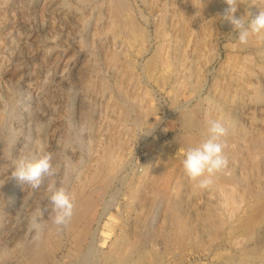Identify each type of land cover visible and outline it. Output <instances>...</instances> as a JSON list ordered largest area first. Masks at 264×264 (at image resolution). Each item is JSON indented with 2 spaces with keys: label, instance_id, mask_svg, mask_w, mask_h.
Returning a JSON list of instances; mask_svg holds the SVG:
<instances>
[{
  "label": "rangeland",
  "instance_id": "obj_1",
  "mask_svg": "<svg viewBox=\"0 0 264 264\" xmlns=\"http://www.w3.org/2000/svg\"><path fill=\"white\" fill-rule=\"evenodd\" d=\"M124 1L128 7L126 11L143 28L147 41L130 44L124 33L115 38L111 36L107 29L111 19L108 12L111 0H0V186L13 184V161L20 157L35 160L46 152L51 153L54 168V174L46 176L39 188L17 182L13 200L0 196V203L4 202L0 205V250H11L16 241L21 243L44 236L51 210L49 188L55 184L69 192L77 184L76 180L84 176L83 170L95 163L92 147L96 144L95 148H100L104 138L120 132L124 143L120 149L123 153L118 177L112 181L111 187L101 188V192L97 191L95 195L99 211L107 204V212L100 221L92 222L91 243L95 249L106 250L124 223L143 214L144 207L140 203L127 207L126 184L134 173L141 172L146 165L157 167L172 159L177 162L176 174L174 172L167 179L170 192L153 195L147 225L143 227L144 233L148 230L153 233L155 244L154 256L148 252L145 254L147 264H264V196L257 203L259 205L252 206L253 198L244 196L234 204L226 201L221 193H211L208 189L193 193L183 184L178 189V202L183 221L194 227V234L177 246L174 243L167 245L162 236L168 224L166 213L170 195L175 194L173 187L183 174L182 160L187 148L182 137L193 133L202 141L206 138L186 121L187 115L207 123L212 114L217 113L219 103L227 108L241 129L248 132L246 135L264 136V92L261 102L250 101L244 94L245 74L240 73L238 67L231 66L235 54L252 56L257 71L251 81L264 91V40L239 44L238 31L223 17L228 7L226 0H199V9L203 4L204 8L196 15L189 10L199 37H203L199 49L190 50L185 65L178 67L176 80L171 78L162 84L157 82L155 75L153 78L146 75V62L155 54L162 33L164 51L173 59L178 57L171 37L175 6L188 5H183L181 0ZM260 1L263 0H235L234 6L237 12L242 6L245 16L241 17L247 22L251 15L263 10ZM237 12L235 15L239 17ZM112 50L120 53L119 63L109 61ZM126 62H133V76L137 77V80L134 78L137 83L130 82L126 84L127 88H138L139 92L147 93L140 106L134 108L116 90V82ZM90 63H94L97 69L93 73L89 69ZM90 78L94 83L92 88L88 87ZM110 102L120 106L112 107ZM144 111L148 112L145 114ZM83 112L92 115L89 122L82 119ZM238 147V157L227 156L226 170L235 172L236 177H249L250 185L264 192V153L256 156L258 164L254 162L252 165L256 166L251 171L250 151L244 141L240 140ZM160 184L159 180L155 183L156 187ZM238 185L234 183L238 191L244 189L240 187L241 183ZM210 200L215 201L216 210L224 219L214 240L196 219V213ZM38 209H43V216L41 229L37 232L31 227V217ZM58 235L61 247L42 264H92L79 262V255L74 252L71 236L65 232L64 225L59 227ZM86 246L81 250L86 251ZM12 259L6 261L0 256V264H26L23 259L21 262Z\"/></svg>",
  "mask_w": 264,
  "mask_h": 264
},
{
  "label": "bare ground",
  "instance_id": "obj_2",
  "mask_svg": "<svg viewBox=\"0 0 264 264\" xmlns=\"http://www.w3.org/2000/svg\"><path fill=\"white\" fill-rule=\"evenodd\" d=\"M181 1L183 2V5L187 4L188 7L176 8L177 6H175L176 17H174L175 20H173V23H172L173 32L171 33L172 34L171 37H173V39L171 38L172 42H173V50L176 52V55H178V57L175 56L174 57L175 59H173V57H171L170 54H167L168 52L164 51L165 42L163 39L164 33H162L161 36L163 35V38L156 45L155 54H152V56L146 62V75L151 77V78H153V75H155L157 82H161L162 84L165 81L168 83V81H170L171 78L176 80V78H174V77L176 74H178V72H177L178 67L180 68L181 65L182 66L185 65L186 60L191 55V52H190L191 49H193V50L199 49L198 48V44L200 43L199 41H200V39L203 38V37H201V38L199 37L198 28L195 27L192 23L193 17L191 18L189 10H191L190 12L192 13V15L193 14L196 15V14H198V11L200 12L201 9L204 8L203 7L204 4L199 9V7L197 5L199 0H186V1L181 0ZM262 2H263V10H264V0ZM239 5H241V4H239ZM259 7H262V6H259ZM127 8H128L127 3L124 0H111V2L109 4V11H108L111 19H110V23L107 26V29L110 32L111 36H113L115 38V36L120 35L121 33H124L127 42L130 44L138 42V41L140 42V40H142L141 42H144L145 40L147 41L148 38H147V35L145 34L143 28L139 27L138 26L139 24L137 25L132 20L130 14L126 11ZM243 12H244L243 8H242V6H240L238 8L237 13H239V16L244 17L245 15H243ZM243 17H241V18H243ZM160 31H162V30H160ZM171 39H169V40H171ZM263 40H264V37H258L255 35H252L249 38V41H251V42H258L259 43L261 41L263 42ZM249 41H248V43L251 44V42H249ZM191 43L193 46L189 47V45ZM115 50H117V49H115ZM115 50H112L109 52V61L116 64L120 60L121 55L119 52H117ZM124 55H125V53H124ZM235 55L233 56L234 59H233L231 66L233 65L236 68L238 67L240 70V71L239 70L238 71L240 73L245 74V79H243V82H245L244 83V86H245L244 87L245 88L244 94L252 102H255V103L261 102L262 98H263V92L264 91H262L258 85L252 83V81H251L252 75L255 73L254 71L257 69V67L255 66L256 64L254 63L253 57L248 56V55L241 57L240 54H235ZM240 59H241V62H238V60H240ZM93 60L91 62H93ZM132 63L130 64L129 62H126V65L124 64V66H123L124 68L121 71V76H120V78H118V80L116 82V84H117L116 90H118V92L121 94L123 99L130 104V107L140 106V103L145 98L144 96L147 94L145 92H142V93L139 92L138 88H134L135 90L130 88L129 86H128L129 88H127V85L130 82L133 84L137 83L136 81H134V78L136 76H133ZM93 64L90 63V65H89V69H90L91 73H93L95 70H97L96 67H94L95 65H93ZM136 80H137V77H136ZM88 82H89L88 87L92 88L93 84H94V83H92V79L90 78ZM133 84H131L130 86L132 87ZM171 84H172V82H171ZM190 84L191 83H189V85ZM103 85H105V84H103ZM136 85H138V84H136ZM159 85H161V84H159ZM182 85L184 86V84H182ZM173 87H175V86L173 85ZM225 91H226V89H225ZM233 91H234V89H233ZM110 105L112 107H115V108H116V106H118V104L111 103V102H110ZM219 105L220 104L218 103L217 104V107H218L217 110L218 111H217V113L212 114V119H215L218 117H223V119L226 122V126L229 128L228 135L224 138L225 155L229 156V157L232 156L235 158V156H237L239 148H240V147H238L240 140L244 141L246 144L247 150L250 151L249 152V158H250L249 160L251 161L250 164L252 165L255 162V158H257L256 156L264 153V136L263 135L260 136V134L254 135L253 133L250 136L246 135L245 132H247V131H245V129L244 130L241 129V127L237 124L236 120L230 115V113H228L227 108L223 107L222 105H220V106ZM127 111H128V109H127ZM146 112H148V111H146ZM146 112H145V114H146ZM207 113H209V109H207ZM121 116H124V115L122 114ZM128 116H127V118H128ZM81 117L83 120L88 121L92 118V115L88 112H86V113L83 112ZM122 118H124V117H122ZM122 118H120V119H122ZM186 121L189 124H192L195 127H197L199 135H201V134L207 135V132H206L207 123H203L204 121H202V120H201L202 123L200 121H197L191 114L187 115ZM137 122H138V120H137ZM113 127H114V125L112 126V128ZM110 133H111V131L109 132V134ZM119 134H120V132H119ZM119 134L118 133L117 134L112 133V134L108 135L109 137L104 138V143L98 149L95 148L96 144L93 147L91 146L95 151V156L93 157V159L95 158L94 159L95 163L91 167H89V168L86 167L87 169L83 170L82 174L84 176L82 178H80L81 176L79 175L80 179L78 178L79 180H76V181H78L77 184L75 186H73L69 191L70 195L73 199L74 207H73V214H72L71 218L68 220V222L64 226H65V232H67L71 236V240H72L71 245L73 244L74 252L77 253V255H79V258H78L79 262L92 263V264H104V263L127 264L129 261H132L131 264H147L148 258H146V256H145L146 252H148L149 254L154 256L153 255V250H154L153 248H154L155 244H154V239H153V233L149 232V230L146 233H144L143 227L147 225V214H148V210L150 209V206L152 204L153 195H159L161 193H167V191H168V193L170 192V190L167 189L169 186L167 179H169L170 176H173V174L175 172V167H176L175 162H177V160L175 162L172 159L165 160L163 163H160L159 166H157V167H152V166L150 167V166L146 165L144 167V169L142 168L141 172L134 173L133 177H131V180L128 181L126 184L127 185L126 193H127V197H128L127 198L128 199L127 207H131L132 205H137L138 203H140L141 206L144 207V210H142V211H144L143 212L144 216H143V214L136 215L133 217L132 222L128 221V222L124 223L123 227L120 229V231H118V233H116L112 237L111 242H110V244L106 250L99 249V247H98V249L97 248L95 249L91 243V242H93L92 237H93V232H94V230L92 229V222L94 220H95V222H99L100 219L102 218L103 213L107 212V209H106L107 204H105V203H104L105 205L102 206V210L101 211L98 210V208H97L98 207V205H97L98 199L96 198L95 195H96V193H98L97 191H100L101 188L103 189V188H107L109 186L111 187L112 181H114L118 177L119 167L122 164L121 152L123 150H120V149L123 147L124 140H123V138H120ZM197 135L193 134V133H189L185 137H182V138H184L182 140H183L184 144L186 145L185 147L187 149L189 147L195 146L198 143L202 142V140L199 137H197ZM1 151L3 153V150H1ZM26 151H24L23 154ZM15 156H17V155H15ZM258 161L259 160H257V162ZM256 164H258V163H256ZM249 165H248V167H249ZM253 166L254 165H252V168L250 167L251 171H252V169H254V167L256 165L254 167ZM227 171L228 170L225 169L224 171L215 174L214 177L212 178L213 179L212 185H210L209 188H207V189L211 193H213V192L214 193L215 192L221 193L222 196H224V199L226 201L232 202L234 204L238 200L239 197L244 196V198H249V199L253 198V202H252L253 205L252 206L259 205L257 203L259 201H261V198L264 196V194H263L264 192H262L261 190H258V189H254V186L250 185V183H249V181H250L248 179L249 177L248 178L247 177L242 178L239 176L236 177L237 174H235V172H232L231 170H229L228 171L229 173H227ZM182 172H183V174H181L182 176L179 179V183L177 184V186L173 187L175 194L174 195H170L171 193L169 194L170 195V201H169V205L167 207V213H166L167 218H168V224L165 227V232L162 233V236H163L165 243L167 245L169 243H171V244L174 243L175 245L176 244L181 245L183 242H186V240L191 238L192 235L194 234V231H195L194 227L193 228L190 227L189 223L187 224L186 222L183 221V218L181 215L182 210H181V208L179 206V202H178V198H179V195H178L179 190L178 189L183 184L187 185L188 189L193 193H197L202 189L197 187V182H193V181L189 180L184 175V171H182ZM175 174H176V172H175ZM158 180L161 181V184H160L161 187L160 186L156 187V185H155V183ZM17 182L18 181L15 178L13 180V184L11 182V183H7L4 185L1 182L2 185L0 186V196L5 195L9 198V200H13L14 196L16 195ZM236 182L239 185L241 183L242 185L240 187L243 186L242 188H244V189L238 191L236 186H234V183H236ZM103 190H106V189H103ZM103 193H104V191H103ZM214 202H213V200L207 201L205 208H203L202 210L198 211V213H196L197 214L196 215L197 221L201 224L202 229L208 231V233L211 236V240L212 239L214 240L218 236L219 230L221 229V225L224 222V219L222 218L223 216L221 217L220 213L217 212V210H216L217 208L215 207ZM1 203H0V205H2L4 202L2 204ZM261 203L263 204V202H261ZM249 205H251V204H249ZM99 206H101V205H99ZM234 206H236V205H234ZM244 207H246V206H244ZM259 207H261V206H259ZM247 212H249V211H247ZM165 218H164V220H165ZM256 221H255V224H256ZM164 223H166V222H164ZM239 224H240V222H239ZM247 224H245V225H247ZM237 225H236V228H238ZM250 225L253 226L252 223H250ZM250 225L248 224V226H250ZM60 226L61 225L55 224L49 216L46 223H45V229H44L45 235L44 236L42 234L41 237H39V238L37 237V238H33L31 240H29V239L24 240L21 243L16 241L13 244V248L12 249L10 248L11 250H8V248H3L2 250H0V256L2 257V259H5L6 261L8 258L10 259V257H13L14 259H12V261L14 260L16 262L23 259V260H25L26 264H42L45 259H48V257H51L52 255H54L55 251L61 247L60 238L58 235ZM245 227L247 228V226H245ZM242 229H243V227H242ZM251 229H252V227H251ZM211 240H209V241H211ZM62 241H64V240H62ZM84 245L85 246L87 245L86 251H82L83 250L82 248ZM66 247H68V246H66ZM67 254H68V252H67ZM148 257H150V256H148ZM149 260H151V259H149Z\"/></svg>",
  "mask_w": 264,
  "mask_h": 264
},
{
  "label": "clouds",
  "instance_id": "obj_3",
  "mask_svg": "<svg viewBox=\"0 0 264 264\" xmlns=\"http://www.w3.org/2000/svg\"><path fill=\"white\" fill-rule=\"evenodd\" d=\"M226 3L228 7L223 17L238 31L239 44H247L252 35L264 37V10H259L254 16L251 15L245 22L241 16L235 15L237 11V7L234 6L235 0H226ZM206 132V138L201 143L184 151L182 160L184 175L189 180L197 182L200 189L209 188L214 175L228 167L224 138L228 135L229 128L223 117L209 119ZM53 174L51 153L46 152L35 160L20 157L13 161L11 176L18 182L28 183L33 189L39 188L44 178ZM49 193L50 218L57 225H65L73 214V199L64 187H56L55 184L49 188ZM42 216L43 209H38L31 217V227L37 232L41 229Z\"/></svg>",
  "mask_w": 264,
  "mask_h": 264
}]
</instances>
